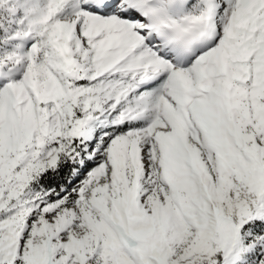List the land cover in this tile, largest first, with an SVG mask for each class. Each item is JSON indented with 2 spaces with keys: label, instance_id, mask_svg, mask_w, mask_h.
<instances>
[{
  "label": "snow or ice",
  "instance_id": "1",
  "mask_svg": "<svg viewBox=\"0 0 264 264\" xmlns=\"http://www.w3.org/2000/svg\"><path fill=\"white\" fill-rule=\"evenodd\" d=\"M0 264H264V0H0Z\"/></svg>",
  "mask_w": 264,
  "mask_h": 264
}]
</instances>
